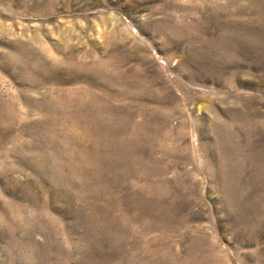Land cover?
<instances>
[{
  "label": "rangeland",
  "instance_id": "1",
  "mask_svg": "<svg viewBox=\"0 0 264 264\" xmlns=\"http://www.w3.org/2000/svg\"><path fill=\"white\" fill-rule=\"evenodd\" d=\"M0 264H264V0H0Z\"/></svg>",
  "mask_w": 264,
  "mask_h": 264
}]
</instances>
